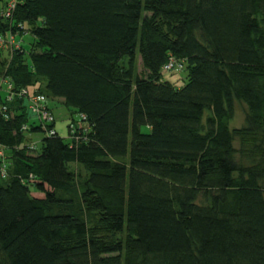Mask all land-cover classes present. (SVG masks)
Instances as JSON below:
<instances>
[{
    "label": "trees",
    "instance_id": "1",
    "mask_svg": "<svg viewBox=\"0 0 264 264\" xmlns=\"http://www.w3.org/2000/svg\"><path fill=\"white\" fill-rule=\"evenodd\" d=\"M13 1L0 264H264V0ZM23 89L80 124L46 135Z\"/></svg>",
    "mask_w": 264,
    "mask_h": 264
},
{
    "label": "rangeland",
    "instance_id": "2",
    "mask_svg": "<svg viewBox=\"0 0 264 264\" xmlns=\"http://www.w3.org/2000/svg\"><path fill=\"white\" fill-rule=\"evenodd\" d=\"M9 10V9H7ZM4 41L6 42L7 46L3 49H0V52H2L4 55H7L8 58H11L12 52L14 50H17L14 48V46H18L19 49L21 46H24L25 49L28 48L29 43L32 41V36L30 34H23V35H7L4 36ZM10 38H12V43L14 46H12L10 41ZM9 43V44H8ZM139 56L137 59V71L139 69ZM141 71V68L139 69ZM178 72V73H174ZM1 77V76H0ZM163 78L166 81H169L171 83H174L178 86H182L186 82V70H182L179 72L178 69L172 70L169 73H163ZM30 91H33L32 88L29 89ZM35 93L39 94L37 91ZM55 106V107H54ZM52 117L54 119V130L61 138H68L70 135V131L75 129L76 126H78L79 123V117L77 115H73L71 117V110L65 108L63 105L55 103L52 104ZM72 119H74L75 124H73L72 128L68 129V126L70 123H72ZM34 119H32L33 121ZM35 121V120H34ZM244 123V106L242 104L237 103L235 106V115L233 120L230 122V127L233 129H239L243 126ZM141 131L143 133H148L149 130L147 128H142ZM45 136V133H35V134H27L26 136V146L29 148L33 144L36 145L38 148L40 141ZM249 140V139H248ZM250 141V140H249ZM235 147L237 149L240 148V142L235 143ZM70 168L72 170H75L76 174H81V176L85 175V172L83 169L76 165H70Z\"/></svg>",
    "mask_w": 264,
    "mask_h": 264
},
{
    "label": "built area",
    "instance_id": "3",
    "mask_svg": "<svg viewBox=\"0 0 264 264\" xmlns=\"http://www.w3.org/2000/svg\"><path fill=\"white\" fill-rule=\"evenodd\" d=\"M15 2L9 1L6 6L5 10L2 12L0 8V16L8 17L11 10L14 9ZM9 9V10H7ZM12 38H10L9 43L11 42L12 46L14 44L12 43ZM8 43V44H9ZM7 44L4 41V38L0 36V49H3L6 47ZM15 49H19V47L16 45L14 46ZM180 66L176 64L174 61L169 62L167 65L164 66V71H172L175 69L180 70ZM12 84L9 82L8 79L0 77V96L4 97V102L8 103L11 98L14 96V93L12 92ZM20 98H23L26 102L27 106V112L29 115V118L32 120L34 119L37 123L41 124L42 128L45 130L46 135L52 136L55 132L54 129L48 128V125H51L54 123V119L51 115V112L47 108V101L45 97L41 94H37L35 92H29L26 89L21 90L17 93ZM0 115L4 117V119L10 118V115L7 113V108L5 104L0 103ZM23 131H26V127L24 126L22 128ZM35 148V145L29 147V149ZM6 164H5V149L0 145V174L2 178L5 177L6 174Z\"/></svg>",
    "mask_w": 264,
    "mask_h": 264
}]
</instances>
